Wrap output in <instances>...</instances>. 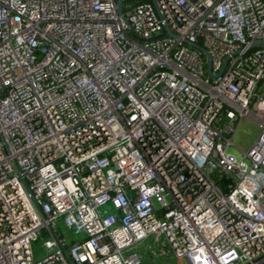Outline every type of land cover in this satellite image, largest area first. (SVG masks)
<instances>
[{"label":"built area","instance_id":"built-area-1","mask_svg":"<svg viewBox=\"0 0 264 264\" xmlns=\"http://www.w3.org/2000/svg\"><path fill=\"white\" fill-rule=\"evenodd\" d=\"M153 237L264 264V0H0V264H142Z\"/></svg>","mask_w":264,"mask_h":264},{"label":"rangeland","instance_id":"rangeland-1","mask_svg":"<svg viewBox=\"0 0 264 264\" xmlns=\"http://www.w3.org/2000/svg\"><path fill=\"white\" fill-rule=\"evenodd\" d=\"M261 133L258 122H256L251 117H245L241 120L234 136H233V146L230 148V152L234 153L238 157L243 156V153L248 152L253 144L258 139ZM60 233L63 235L67 234V230L64 229L63 225L60 224ZM46 236L43 233L37 242L33 243V252L36 258H44L47 251L44 248V241ZM164 239L162 241V246L159 248L157 246L156 238H150L147 241H143L141 244L133 247L129 252H136L141 255L142 264H180L178 260L170 256H161L160 250L163 248L169 249L168 245H164ZM127 252V253H129Z\"/></svg>","mask_w":264,"mask_h":264},{"label":"trees","instance_id":"trees-1","mask_svg":"<svg viewBox=\"0 0 264 264\" xmlns=\"http://www.w3.org/2000/svg\"><path fill=\"white\" fill-rule=\"evenodd\" d=\"M219 175H220V174H219L218 172H216V173H215V176H214V179H215V180H218V179H219Z\"/></svg>","mask_w":264,"mask_h":264},{"label":"water","instance_id":"water-1","mask_svg":"<svg viewBox=\"0 0 264 264\" xmlns=\"http://www.w3.org/2000/svg\"><path fill=\"white\" fill-rule=\"evenodd\" d=\"M259 44H263V43H259ZM208 72H209V74H211V68H210V65H209V67H208Z\"/></svg>","mask_w":264,"mask_h":264},{"label":"crops","instance_id":"crops-1","mask_svg":"<svg viewBox=\"0 0 264 264\" xmlns=\"http://www.w3.org/2000/svg\"><path fill=\"white\" fill-rule=\"evenodd\" d=\"M181 264V263H180Z\"/></svg>","mask_w":264,"mask_h":264}]
</instances>
